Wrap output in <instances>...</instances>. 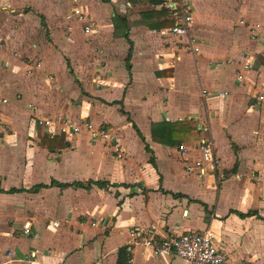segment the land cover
Here are the masks:
<instances>
[{
	"label": "crops",
	"instance_id": "crops-1",
	"mask_svg": "<svg viewBox=\"0 0 264 264\" xmlns=\"http://www.w3.org/2000/svg\"><path fill=\"white\" fill-rule=\"evenodd\" d=\"M167 1L0 0V264H186L128 252L130 233L206 230L228 264H264V0H187L194 54L172 45ZM59 117L111 130L125 155L37 124ZM189 122L168 145L165 124ZM205 137L219 164L200 176Z\"/></svg>",
	"mask_w": 264,
	"mask_h": 264
},
{
	"label": "built area",
	"instance_id": "built-area-1",
	"mask_svg": "<svg viewBox=\"0 0 264 264\" xmlns=\"http://www.w3.org/2000/svg\"><path fill=\"white\" fill-rule=\"evenodd\" d=\"M77 2V0H74ZM167 10L171 13L174 19V25L170 29L173 36L172 45L179 50L188 54H194L197 50V39L192 34L193 25V9L187 0H169L164 3ZM74 14L79 21L85 23V32L92 31V25L88 23L87 16L79 8L74 9ZM260 28L257 25L252 29L251 38L258 40ZM252 67V58H246L243 69L249 71ZM244 76L238 75V80L242 81ZM1 94V90H0ZM227 96V93H225ZM6 102V100H4ZM37 124L40 127L47 129L50 136L64 135L66 137L78 136L82 133H87L90 139L94 142L105 144L110 148L118 159H122L125 155L120 138L115 136L111 130L102 127H96L92 122L81 121L75 122L66 117L57 119H38ZM208 128L204 132H208ZM198 150L201 153L200 160L196 163L195 168L200 176L206 175L209 172L216 171L219 161L215 154L214 142L210 137L202 138L198 143ZM55 227L60 224L55 222ZM94 227H100L106 230V224L92 223ZM132 243L128 247V252L133 250V246L141 245L150 250L155 256H175L182 259L186 264H228L227 254L215 244V235L212 231L206 230L203 232H190L177 237H168L157 239L155 237H147L137 232L130 233Z\"/></svg>",
	"mask_w": 264,
	"mask_h": 264
},
{
	"label": "trees",
	"instance_id": "trees-1",
	"mask_svg": "<svg viewBox=\"0 0 264 264\" xmlns=\"http://www.w3.org/2000/svg\"><path fill=\"white\" fill-rule=\"evenodd\" d=\"M174 19H170V21L167 22V25H174ZM121 22H124V19H121ZM172 126V127H169ZM165 133L164 136H166V140H168V145H175L177 144V141L175 142V140H177V138H179V136L182 133H188V131L193 130L194 133L198 132L196 129V124L193 122H189V123H178V124H165ZM169 127V128H168ZM155 138H157V134L155 133ZM57 139V137L54 138V140ZM163 139V138H162ZM64 144L61 145V147H63ZM57 183L53 182V185H56ZM93 182H87L86 184H81V183H75L73 185H60L61 187H69V186H74V187H79V188H85V189H90L92 187ZM97 185H100V183H96ZM39 188H42V186L36 187L34 190H37ZM12 192H17L15 190H13ZM118 264H129V257L127 256L125 251H121L120 252V258H119V262Z\"/></svg>",
	"mask_w": 264,
	"mask_h": 264
},
{
	"label": "rangeland",
	"instance_id": "rangeland-1",
	"mask_svg": "<svg viewBox=\"0 0 264 264\" xmlns=\"http://www.w3.org/2000/svg\"><path fill=\"white\" fill-rule=\"evenodd\" d=\"M42 2H43V0H42ZM43 5L45 6L46 5V10H49V0H46L45 1V4H44V2H43ZM250 38H251V33H250ZM252 39V38H251Z\"/></svg>",
	"mask_w": 264,
	"mask_h": 264
}]
</instances>
